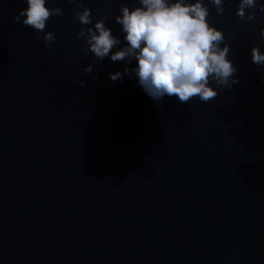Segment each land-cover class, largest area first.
<instances>
[{"label":"water","instance_id":"obj_1","mask_svg":"<svg viewBox=\"0 0 264 264\" xmlns=\"http://www.w3.org/2000/svg\"><path fill=\"white\" fill-rule=\"evenodd\" d=\"M203 2L237 82L210 80L207 103H158L124 72L135 58L85 51L74 0H46L63 10L47 45L12 19L26 0H0V264H264V66L251 59L264 12L245 22L239 0L222 15ZM121 4L140 6L84 0L118 47Z\"/></svg>","mask_w":264,"mask_h":264},{"label":"clouds","instance_id":"obj_2","mask_svg":"<svg viewBox=\"0 0 264 264\" xmlns=\"http://www.w3.org/2000/svg\"><path fill=\"white\" fill-rule=\"evenodd\" d=\"M74 2L79 9L74 17L85 26L77 33L88 44L85 51L92 52L98 62L108 56L113 62L131 63L135 58L136 66L131 70L125 67L124 72L134 73L142 89L158 103L165 96L177 97L181 103L198 97L207 103L218 95L210 80L224 87L237 82L230 47L224 42L223 31L207 19L210 11L203 0H139L140 6L131 9L121 4V14L115 19L122 26L124 47H118L121 39L112 34L104 18L96 20L94 27L89 26L93 24L91 9L84 6V0ZM226 2L231 0H211L218 15L224 13ZM26 5L12 17L13 21L44 32L45 45L55 41L54 32H45L46 22L53 15L63 16V10L47 7L46 0H26ZM257 9L264 12V3L239 0L236 14L241 21H254ZM260 34L264 36V28ZM114 48L117 50L113 52ZM251 59L255 65L264 66V52L259 46L251 48ZM83 71L91 73L92 64ZM110 79L122 80L123 76L116 71L110 73Z\"/></svg>","mask_w":264,"mask_h":264}]
</instances>
